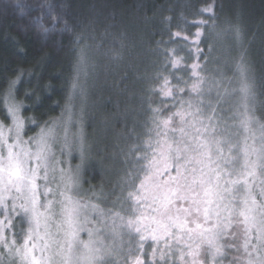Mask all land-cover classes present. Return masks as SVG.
<instances>
[{"label":"snow or ice","instance_id":"6c2138e0","mask_svg":"<svg viewBox=\"0 0 264 264\" xmlns=\"http://www.w3.org/2000/svg\"><path fill=\"white\" fill-rule=\"evenodd\" d=\"M211 11L212 6L201 9ZM201 36L199 29L192 37L171 34L169 42L195 45L187 51L196 60L182 65L185 57L177 53L183 45L163 50L165 67L171 64L174 72L183 66L190 75L157 73L150 91L161 103L152 107L150 100V115L125 155L131 167L111 208L101 206L107 202L103 193L79 196V166L71 174L57 166L63 161L54 159V129L42 128L24 140L19 106L7 104L12 122H0V264L4 257L11 264H115L112 258L122 253V264H177V253L180 264H223L229 251L242 253L229 264H264V117L252 115L264 98L243 58L236 86L230 77L202 76ZM235 38L240 39L238 29ZM241 111L239 123H230ZM233 128L245 133L239 145L233 143L239 136ZM16 218L28 224L19 246ZM85 225L87 243L79 238Z\"/></svg>","mask_w":264,"mask_h":264},{"label":"trees","instance_id":"16d2710c","mask_svg":"<svg viewBox=\"0 0 264 264\" xmlns=\"http://www.w3.org/2000/svg\"><path fill=\"white\" fill-rule=\"evenodd\" d=\"M209 6L211 12H201ZM54 17L59 19L53 27ZM201 20L206 25L192 23ZM198 29L204 52L200 74L209 80L230 77L236 86L243 58L264 98V0H0V122L9 125L7 104L15 103L24 120L23 139L53 128L55 161L69 153V166L60 167L71 174L79 166V196L103 193L107 202L101 206L111 208L131 167L125 155L150 115V100L155 101L152 107L161 103L150 91L158 83L157 73L184 79L190 75L183 66L174 72L171 64L165 67L162 52L183 45L180 40L169 42L172 33L192 37ZM189 47L195 45H183L177 53L185 57L182 65L196 60ZM255 108L252 115L264 117L259 100ZM73 120L79 121L80 150ZM92 215L89 210L88 218ZM21 219L14 220L16 241L22 234ZM146 247L150 254L151 242ZM125 254L112 261L122 264ZM8 261L3 258V264Z\"/></svg>","mask_w":264,"mask_h":264},{"label":"rangeland","instance_id":"374dc122","mask_svg":"<svg viewBox=\"0 0 264 264\" xmlns=\"http://www.w3.org/2000/svg\"><path fill=\"white\" fill-rule=\"evenodd\" d=\"M76 92H78V91H76ZM76 95L78 96V94L76 93ZM236 99H238V98H236ZM76 117H78V115H75ZM74 116V118L76 119V117ZM63 117L64 116H61L60 117V120L61 119H63ZM242 117V111L237 115V118H236V120H234V121H232V123H235V124H238L239 123V119ZM11 118H10V123L9 124H11ZM73 122V125H74V130L76 131V133L74 132L73 133V138H74V140H75V147H76V149L78 150H80V144H79V141H78V139H77V128H78V126H79V121H77V120H73L72 121ZM72 122L70 123V124H72ZM257 126L258 125H256V124H253L252 125V130L253 131H255V133H256V135L257 136H259L260 135V132H259V129H257ZM235 129V132L236 131H238L239 132V136H237V140L235 139V141H233V143H236V144H240L241 142H242V140H243V137H244V135H245V133H244V131H243V129H236V128H234ZM66 136H71L70 134H68V133H66L65 134V137ZM65 137H63V139L65 138ZM28 138H25L24 140H27ZM252 141H251V139L249 140V143H251ZM237 150L239 151V147L237 148ZM62 161H63V166H65V167H67V166H69V161H70V159H69V153L66 155V156H64V158H62ZM60 165L61 164H58L57 166L58 167H60ZM67 168H65L64 170H66ZM69 173V172H68ZM72 173H75V171H72ZM70 174V173H69ZM51 197H49V199H50ZM17 203H19V201L17 202ZM11 206V202H9V207ZM3 215H4V213H3V210H0V219H2L3 218ZM18 219V218H17ZM24 220H25V222L23 223V229L25 230V231H22V234L19 236V240L17 241V244H18V246L19 245H22V243H23V240H24V236H25V233H26V230H27V228H28V224L26 223V218H23ZM88 226H85V230L84 231H81L80 233H79V238H80V240L81 241H83V242H85V243H87L88 241H89V239H90V237H89V235H88ZM81 233H83L81 236H80V234ZM6 235L9 237L10 236V232H7L6 233ZM85 235H86V237H85ZM236 243L237 244H239V243H242V240H237L236 241ZM205 251H206V246H205V249H204ZM242 253H238V252H236V251H229L228 252V257L226 258V259H224V261H223V264H229V259L231 258V257H234V256H239V255H241ZM7 264H11V262L10 261H8L7 262ZM17 264H19V261H17Z\"/></svg>","mask_w":264,"mask_h":264}]
</instances>
